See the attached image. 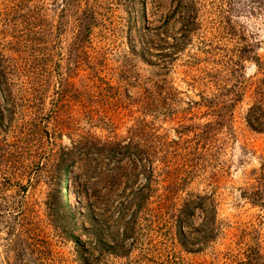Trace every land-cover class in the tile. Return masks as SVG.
Instances as JSON below:
<instances>
[{"label": "rangeland", "instance_id": "rangeland-1", "mask_svg": "<svg viewBox=\"0 0 264 264\" xmlns=\"http://www.w3.org/2000/svg\"><path fill=\"white\" fill-rule=\"evenodd\" d=\"M257 58L264 0H0V264H264Z\"/></svg>", "mask_w": 264, "mask_h": 264}, {"label": "trees", "instance_id": "trees-1", "mask_svg": "<svg viewBox=\"0 0 264 264\" xmlns=\"http://www.w3.org/2000/svg\"><path fill=\"white\" fill-rule=\"evenodd\" d=\"M236 57H238L239 59L238 58L234 59L233 57H231L230 62H232V64L234 66H240L241 54L236 55ZM257 63H258V67L260 69L264 65V63L261 62L260 58H257ZM235 69H237V68H235ZM255 93L257 95L256 102L249 110V114L247 115V123L251 128L259 130V129H262L263 125H264V77L262 79H259V83H256ZM204 101H206L208 103H212L211 101H209V99L207 100L206 98L204 99ZM209 126H210V124L204 125V131L200 134V136H204L205 138L208 136L209 128H210ZM48 133L49 132L46 133L47 141L49 143H52L53 142L52 136ZM33 147L34 146H32V148L28 147V150H30L31 158L36 159L37 156L40 155V153L37 151L38 149H35ZM58 152L61 153V155H60L61 159L58 162V164L56 165V169L60 170V172L65 171V173H66V171L68 170V167H69V164L68 163L66 164L65 158H63V156H64L63 152L66 153V151L64 149H61V151H58ZM6 158H7L6 154H0V161H4V160L8 161V159L6 160ZM148 199L149 198H148V195L146 193L145 194L142 193V195L137 198L136 206H137L139 211L146 206ZM65 206L67 207V210L72 215L73 214V207L70 206L67 199H65ZM184 213H185V211H184ZM85 216H87L89 221L91 220L92 222H94V220H93V218H91L90 214H86ZM185 223L186 222L184 220L183 224H185ZM86 232H87V230H86Z\"/></svg>", "mask_w": 264, "mask_h": 264}, {"label": "bare ground", "instance_id": "bare-ground-1", "mask_svg": "<svg viewBox=\"0 0 264 264\" xmlns=\"http://www.w3.org/2000/svg\"><path fill=\"white\" fill-rule=\"evenodd\" d=\"M74 202H76V198H75V195H74V192H73V195L70 198V204L74 205Z\"/></svg>", "mask_w": 264, "mask_h": 264}]
</instances>
